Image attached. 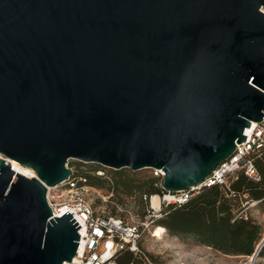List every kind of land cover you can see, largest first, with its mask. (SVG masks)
I'll return each instance as SVG.
<instances>
[{
	"label": "water",
	"instance_id": "obj_1",
	"mask_svg": "<svg viewBox=\"0 0 264 264\" xmlns=\"http://www.w3.org/2000/svg\"><path fill=\"white\" fill-rule=\"evenodd\" d=\"M262 8L0 0V264L75 256L80 226L68 212L54 217L46 200L73 175L70 159L162 170L168 193L200 185L229 159L264 115Z\"/></svg>",
	"mask_w": 264,
	"mask_h": 264
},
{
	"label": "trees",
	"instance_id": "obj_2",
	"mask_svg": "<svg viewBox=\"0 0 264 264\" xmlns=\"http://www.w3.org/2000/svg\"><path fill=\"white\" fill-rule=\"evenodd\" d=\"M256 168L261 176L257 183L244 176L242 172L238 173L236 179L229 180L228 187L214 185L202 188L184 204L161 207L160 217L152 219L150 225L162 227L170 236L191 238L197 244L225 255L252 256L264 239V227L262 223H256L244 213L243 203L264 205V155L256 160ZM91 169L93 173L98 170L104 171L100 166ZM110 171L111 177L108 180L89 174L78 175L74 171L72 177L86 178L88 185L106 187L108 192L134 196L143 210L140 222L144 221L147 203L143 197L161 195L163 191L160 180L151 173L150 178L141 180L128 169ZM111 215L116 214L113 212ZM138 247L141 251L139 243ZM257 254L258 259H264V244ZM142 255V251L138 255L127 250L122 251L117 254L115 262L139 264Z\"/></svg>",
	"mask_w": 264,
	"mask_h": 264
},
{
	"label": "built area",
	"instance_id": "obj_3",
	"mask_svg": "<svg viewBox=\"0 0 264 264\" xmlns=\"http://www.w3.org/2000/svg\"><path fill=\"white\" fill-rule=\"evenodd\" d=\"M243 136L246 137L245 141L236 144L231 157L218 164L200 185L178 193L163 191L161 195H156L157 207L151 204L152 195L144 196L143 200L148 203L150 210L142 222H134L126 215H111L95 210L87 199L91 191L95 190L87 184L86 178L71 176L56 187L47 188L46 200L53 216L60 217L68 212L80 226L75 256L70 263L64 264H116L117 254L126 250L138 255L141 253L138 243L143 227H149L152 219L160 216L161 207L184 204L202 188L214 185L228 187L229 180L236 179L241 172L255 183L260 181L256 160L264 155V115L260 122L251 123L245 128ZM149 170L153 177L160 180L161 186L164 172ZM96 175L104 176V172L97 171Z\"/></svg>",
	"mask_w": 264,
	"mask_h": 264
},
{
	"label": "rangeland",
	"instance_id": "obj_4",
	"mask_svg": "<svg viewBox=\"0 0 264 264\" xmlns=\"http://www.w3.org/2000/svg\"><path fill=\"white\" fill-rule=\"evenodd\" d=\"M67 166L78 175L89 174V176L95 177L97 176L96 173L90 170L99 165L70 159ZM100 167L104 170V176L100 178L108 180L111 177V169ZM134 175L141 180H147L150 178V171L143 169L135 171ZM92 188L95 191H91L87 199L98 212L102 211L105 214L114 212L116 215H126L134 222H140L142 219L140 214L143 210L137 204V199L134 196H126L120 192H108L106 187ZM243 208L244 213L249 218L256 223H262L264 227V205L262 203H243ZM148 210L150 209L147 203L144 209L145 215L148 214ZM156 227L158 228L155 225L143 227L139 242L143 255L139 258V264H149L148 261L153 264H264V259H258L253 255L249 257L225 255L199 245L188 237H175L167 233H164L161 239L152 237Z\"/></svg>",
	"mask_w": 264,
	"mask_h": 264
},
{
	"label": "bare ground",
	"instance_id": "obj_5",
	"mask_svg": "<svg viewBox=\"0 0 264 264\" xmlns=\"http://www.w3.org/2000/svg\"><path fill=\"white\" fill-rule=\"evenodd\" d=\"M262 12L264 13V8H262ZM9 164L11 166V169L22 175V176H25V177H28V178H31V177H34L35 174L33 171H31L30 169H27V168H24L22 166H20L18 163L14 162V161H9ZM151 204L153 207H157L158 206V198L156 195L152 196V199H151ZM164 229L162 227H158L155 229V231L153 232L152 234V237H156V238H159L161 239L162 236L164 235Z\"/></svg>",
	"mask_w": 264,
	"mask_h": 264
}]
</instances>
